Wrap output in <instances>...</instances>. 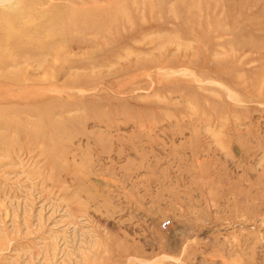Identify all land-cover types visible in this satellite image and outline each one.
Here are the masks:
<instances>
[{"label": "rangeland", "instance_id": "374dc122", "mask_svg": "<svg viewBox=\"0 0 264 264\" xmlns=\"http://www.w3.org/2000/svg\"><path fill=\"white\" fill-rule=\"evenodd\" d=\"M0 264H264V0H0Z\"/></svg>", "mask_w": 264, "mask_h": 264}, {"label": "built area", "instance_id": "2783aa9c", "mask_svg": "<svg viewBox=\"0 0 264 264\" xmlns=\"http://www.w3.org/2000/svg\"><path fill=\"white\" fill-rule=\"evenodd\" d=\"M169 223H170V221H165L164 222V227H167Z\"/></svg>", "mask_w": 264, "mask_h": 264}]
</instances>
